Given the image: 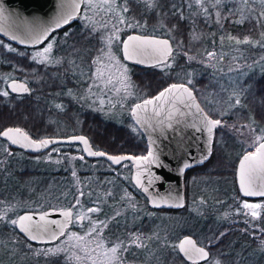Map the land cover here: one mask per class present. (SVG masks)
<instances>
[{"label": "trees", "instance_id": "trees-1", "mask_svg": "<svg viewBox=\"0 0 264 264\" xmlns=\"http://www.w3.org/2000/svg\"><path fill=\"white\" fill-rule=\"evenodd\" d=\"M214 4L215 0H204L203 6L196 5L193 0H159L156 12L141 14L147 25L150 21L155 26L148 25L134 28L130 33L154 35L168 39L173 50L168 62L171 67L165 65L149 69H141L135 66L128 67L131 75L134 77L139 76L140 83L142 78L145 79L146 85L144 86L137 82L138 90L142 91V87L146 88L149 85V88L142 91L143 94H139L140 100L148 99L146 95H156L166 83L184 84L194 93L195 98L206 113H209L213 119H221L226 125V127H223V132L220 131V127L216 130L215 138H218L214 141L210 160L202 167L195 168L186 174V196H188V188L191 182L199 181V185H202L205 183L203 180L206 177L223 173V177L232 180L233 183V190L225 193L223 199L236 194L241 201H248L240 196L235 179L236 166L244 153L239 142L241 140L240 130L243 128L240 126L249 124L251 119H254L255 124L253 127L256 129V134H264L260 131V129H264V70L247 72L236 85L233 84L234 86L227 84L224 75L222 78L219 73L222 71L221 65H223V74H225L238 65L252 66L260 62L264 63V47L261 46V44H264V39L261 37V33H264V19L260 18V12L264 11V4L259 3V0H248L247 3H244V0H222L221 4L213 6ZM134 6L136 5L134 4ZM203 8H207V13L203 11ZM217 11L220 13L219 17L216 16ZM173 12L176 14L173 15ZM164 13H168V15L165 16ZM180 13H183L184 19H180ZM239 20H243V23H237ZM173 25H175V28L172 27ZM170 29L171 31H169ZM194 35L198 38H193ZM228 37H235L240 40L247 37L255 43L237 44L235 40H229ZM89 38H92V36L84 32V34H79L77 39L86 41ZM221 38H223V42ZM0 40L2 42L0 43V86H2L3 81L6 82V80L12 79L11 76H14L15 66L27 68L26 75L18 74V76L20 77L19 80L29 86V49L17 47L15 51H9L5 45L11 46L12 44L3 36H0ZM94 49L95 47L84 43V64H86L87 56ZM209 52L215 53L213 61L219 63L218 69L215 70L216 73L206 67V62L203 60L209 58ZM21 53L23 54L21 55ZM68 54L76 55L75 46L68 48ZM189 57H195V59L190 60ZM189 79L192 81L191 84H188ZM233 92L237 93L241 101L239 105H235L236 96L232 95ZM1 93L0 120H6L0 122V131L6 128L7 123L17 124L10 126L22 129L32 139L38 141L46 138H68L75 135V130L79 129L77 126L70 125V123L76 122L75 118L77 117V112L71 105L67 108L66 116L69 119L67 121L69 125H65L62 131L61 127L57 126L59 125L60 114L54 125L45 124V121L52 122L54 120H51L48 112L46 113V110L39 106L43 111L35 113L37 117L35 116L33 113L34 107L30 104V95L3 97ZM209 101L212 103H209ZM209 109H212V111L209 112ZM84 115L86 119L93 116L99 122L105 124L94 126L85 124L83 127V135L88 138L94 151L113 157L136 158L146 154V140L127 114L121 115L119 119L122 122L119 124L111 119H105L98 112L84 110ZM22 120L34 123L37 120V126H29L22 123ZM38 121H43L45 126L40 125ZM232 125H236L239 130L232 128ZM71 129L74 132H71ZM219 136L223 137V143ZM227 141L230 142V148L231 146L234 148L238 146L242 149L238 158L227 159L224 149L223 157L220 155L219 147ZM60 147L68 150L74 149V147L79 148L78 145L74 144L60 145ZM18 154L16 152L10 156H5V164H0V167H4L3 198L17 199L18 202L22 203V207L25 206L20 209L18 214L25 211L72 209V201L75 199L76 194L71 186L70 174L63 172L60 168L53 169L41 160L31 159L42 156L43 153L39 156L25 154L28 158L23 157L22 159L17 157ZM92 161L99 163L102 168L96 172L94 169H89L91 167L87 165L85 166L86 170L81 173L84 180L85 200L87 199L86 202H88L82 206L84 215L104 213V210L98 213L88 211L92 208H99V204L93 199L96 194L101 192V194L108 195L114 201V199H118L125 186L131 189L133 197L138 200V208L142 209V212L155 213L156 216L158 213H164L170 216L183 215L186 211V206L181 210H151L146 199L133 186L131 187L129 181L120 178L118 174L105 171L106 166L111 169L116 168L115 166L103 159L89 160L86 158L87 163ZM6 168H10L11 171L6 172ZM251 201L264 202V199ZM73 209L78 213L75 208ZM18 214L14 212L0 224V242L2 246H6L8 255H15L14 257L18 260L15 264H69L62 254L45 256L41 252L36 253L35 251L39 247L48 248V245L30 243L18 234L15 226L10 223L11 220H15ZM262 214L264 219V210ZM207 219L206 227L203 230L201 229L200 232L205 235L211 233L208 236L202 235V238H204V241L214 240L215 244L210 245L211 247L205 245L210 256L204 264L212 263L213 260L220 264H264V252L259 251V242L262 239L264 240V232L256 236L254 231H249L246 228L242 229L243 225H240L237 229H231L227 223H223L222 228L214 222L213 218ZM146 225L143 232L147 236L158 231L155 230L156 227L150 221ZM173 229L174 227H170L158 231L159 239L162 240L158 261L161 264H188L179 255L176 244L180 238L191 234L181 230L172 234L175 231ZM262 229L264 230V222ZM171 230L173 231L171 232ZM222 230L223 239L219 237ZM169 239L173 242L169 243ZM198 242L200 244L204 243L202 239ZM202 246L204 245L202 244Z\"/></svg>", "mask_w": 264, "mask_h": 264}, {"label": "rangeland", "instance_id": "rangeland-1", "mask_svg": "<svg viewBox=\"0 0 264 264\" xmlns=\"http://www.w3.org/2000/svg\"><path fill=\"white\" fill-rule=\"evenodd\" d=\"M118 20H119V16L117 15V20L113 21L112 24H108L107 28H104L103 25H98V24L95 27L97 29H99L98 31H99V33L100 32L102 33L103 37H107V36L112 35V33L114 31V28H113L114 25L120 29V31L118 32L119 39L113 40V42L111 44V52L119 60L120 64L126 66V68H127V80L130 81L131 87L128 88L127 91H125L123 89V87L117 83V79H124V77H121L119 75V73L116 71L115 67H108V68H105V70H104L105 78H107L109 75L113 76V78H114L113 84L105 86V84L103 82L96 81V83L100 84V87L93 86L91 92H89L88 88H89V85L93 83V81L91 79L92 75L90 74L91 76L89 79H87L88 76L85 77L84 80H86V81L88 80L87 83L85 81V84H88V86L83 91V102L85 103V105L87 107H85L82 112L78 111L79 116L76 115L78 117V118L76 117L77 119H82L83 126L82 127L79 126V129L75 130V132L71 129V132H74L75 135L84 136L83 135V133H84L83 127L85 126V124L90 125V126H94L96 124L97 125H105V124L99 122V120L93 116H90L86 119L85 115H84V110L91 111V112H98L105 119L106 118L111 119V120H113L119 124L120 122H122V120L119 119L121 117V115L127 114L128 116L131 117V114H130L131 110L137 103L135 101H138V102L141 101L139 94H143L142 91H145L146 88H149L148 87L149 85H147L146 88L142 87V91L137 89L138 87L136 85H138L137 82H139V76L134 77L133 75H131L129 67L123 62V60L121 58L122 40L131 31H133L134 28H140V27H137V26L128 27V22H126L124 24H119ZM134 25H136V24H134ZM148 25L155 26L150 21L148 22ZM73 36L77 37V38L79 37L78 34L73 35ZM77 40H79V39H76L75 41H77ZM99 48L100 47H97V48L95 47V49L91 53H89V55L86 58L87 59L86 64H88L89 61L91 62V58L94 55H101L100 52L97 53ZM101 48H105V50H107L105 43ZM75 49H77V48L75 47ZM102 59H103V64H105V65H109L111 63L110 61H108V59L106 57H103ZM203 60H205V62H206V67H209V69L213 73L217 72V71H215L218 69V66H219V63H217V61H213V58H211V59L210 58H204ZM91 66L93 67V71L95 72L97 65L93 64ZM220 68L222 69L221 73H219L220 77L222 76V78H223V75H224V80L227 82V84L232 86L233 84L236 85L242 79V77L247 72H249L251 70H257L259 72L263 71L264 70V63L260 62V63L254 64L252 66L251 65H246V66L238 65L236 68L231 69L230 71H228L225 74H223V65H221ZM30 69H31V67H30ZM86 71H88V70H86ZM26 72H27L26 67H19L18 68V66L17 67L15 66L13 75H18V74L26 75ZM138 73H140V72H138ZM29 78H30V73H29ZM139 84L141 86L146 85L145 79L142 78V81H141V83L139 82ZM114 85L116 87H121V91L118 93L115 92L114 88H113ZM171 85H173V84H171V83L164 84L163 88L160 91H158L157 94L160 93L162 90L169 88ZM77 92H79V91L74 88L73 95H68L69 103L71 105H74V104L70 100L74 99V97L76 98ZM154 96H155V94L146 95V97L148 99L154 98ZM101 100H103V103H101ZM92 104L98 105L100 109H98V110L92 109ZM106 106H107V108H106ZM104 108H106V109L104 110ZM41 110H42L41 108L35 107L33 110V113L35 114ZM35 116L37 117L36 114H35ZM5 120L6 119H1L0 122L5 121ZM7 120H10V119H7ZM10 121H13V120H10ZM67 121H69L68 118H67ZM22 123H25L29 126H37L36 125L37 120L35 121V123L34 122H25L22 120ZM38 123L40 125H44L43 121H41V122L38 121ZM76 123L77 122L70 123V125L71 126H78V125H76ZM45 124L47 125L46 121H45ZM65 124L69 125V123H67V122ZM6 125H7V126H5L6 128L3 130H7L9 128H17L14 126H10V125H17V124L7 123ZM23 132L26 133L25 131H23ZM256 136H257L256 132H254V133L250 132L246 128H244V129L242 128L240 130L241 140H239V142H240L241 146L243 147V151H244V153L242 155L246 154V151H248L247 153H251V152H254L256 150V148L258 147V143H254ZM38 141H40V140H38ZM260 142L263 143L264 141H260ZM147 148H148V146H147ZM5 149H7V151H5ZM219 149H220V155H222V157H223V149H224V154L227 156V159H229V160L238 158L241 154L240 151L242 150L238 146H236L235 148L233 146H231V148H230V142L229 141H227L226 143L221 145V147H219ZM66 150H68V149H65L64 147H60V145H57L56 147H53L50 151L43 153L42 156L37 155L39 157H34L31 159L41 160L42 162H44L45 164H47L49 167H51L53 169L62 168L61 170L63 172H65V173L68 172L70 174V182H71V186L73 187V192H75V194H76L75 198L78 200L80 198H82V199L84 198L83 200H85L84 180L82 178L81 173H82V171L86 170L85 166H87V165H89L91 167L89 169H94V171H96V172L99 171V169L102 168V166H100V164L95 162V161L87 163L86 158L84 157L83 152L81 151L80 148L74 147V149L71 148L68 151H66ZM15 153L16 152H14V154ZM147 153L148 152L146 151V154ZM10 155H12V151L8 148V145H6L4 142L0 141V164L1 165L5 164L4 157L10 156ZM19 156H21V157H19ZM17 157L20 159H22L23 157L28 158L22 152H20ZM131 168H132V162L129 159H127L126 161H124L123 163L118 165L116 168L111 169V168H107V166H106L105 171L106 172H112L113 174H118L120 176V178H123V179L129 181L131 187L133 186L135 188V186L133 185V183L131 181V174H132ZM3 170H4V167H3ZM218 170H220V169H218ZM5 171L9 172L7 170H5ZM1 177L4 180L3 174ZM204 181H205V183H203L202 185H199V181H197V182L193 181V183L191 182V184H189V188H188L189 200H188V202H186V208H185L186 211L184 212L183 215L167 216L164 213H158L156 216L155 213L142 212V209L138 208V205H137V204H139L138 200L133 197V193H132L131 189L126 187V186L120 192L118 199H116V200L114 199V201L108 195H103L100 192V193L95 195V198H93L96 200L97 203H99L98 210H100V211L104 210V214H107V215H105V216H107V219L103 218V219H100V221L98 222V224L102 226L101 227L102 229L100 231L97 229V231L94 234H92L91 236H86L85 240H83V241H79L76 239H69V236H71V235H69V236L63 238L62 240H60L55 245L51 246L50 248L39 247L35 252L36 253L37 252L43 253L44 250H47V249H62V250H66V251H61L58 254H62L63 257L69 262V264H93L94 260L96 261V264H106V257L104 256V253L107 251V249H109L113 245L110 246V245L106 244V242L109 241V236L105 235V233L103 235V232L106 231L105 230L106 227L104 228V226H103L104 223H100V222L104 221V220H109L111 222L116 223L117 225L122 224V226H124V224H126V226H127V223H129V222H132V224L135 225V224H137V220H139L138 218H136V216L140 215V214L150 216L148 218V220L151 222V224H154L153 226L156 227L155 230L163 231L166 228L174 227L173 230H175V231L171 230V232L173 231L172 234L178 233V231L181 230L183 232L190 233L198 241L201 240L200 238H202V235L208 236L211 234V233H208L207 235H205L203 232H200V230L201 229L203 230L207 225L206 220H208V219L206 217L214 218L213 219L214 222H216L220 226L222 223H227L231 229H237V228H239L240 225L241 226L243 225L242 229L246 228L249 231H254V235H256V236H259L264 232V230L262 229V225L264 222V219L262 218L263 217L262 213H263L264 208H261L258 210L260 212V216H259V218H256V219L252 218L251 215L248 214L249 213L248 209L243 208L244 203H250V204L259 203L261 205H264V202H261V201H257V202L241 201L240 197L236 194H235V196L231 195L230 197L223 199V195H225V193H229L230 190H233L232 180H228V178L223 177V173H218L217 175L216 174L210 175L209 177H206V179H204L203 182ZM78 200H77V202H78ZM25 204H27V203H25ZM24 207L25 206L22 207V203H20L18 201L15 203H11V204H6V202H0V217L4 218L8 215L11 216L14 212L18 214L20 209H23ZM72 207L78 211V214L81 213L79 210L80 207H77L76 201ZM117 231H121V230L118 229ZM122 231H123V229H122ZM209 231H212V230H209ZM100 233H102V235L105 237V239H101V241L103 242V247L96 249L98 237H99ZM131 236H133V235H131ZM112 237H114V240H117V239L122 240L123 239V233L116 232L114 234V236H112ZM203 239L204 238H202V240ZM262 241H264V240L262 239L259 242V251L260 252H264V244H262ZM171 242H173V241L169 239V243H171ZM203 242H204L203 243L204 247L206 244H212V245L215 244L214 240H209V241L203 240ZM139 243L142 244L143 246H145V240L142 241L140 239ZM149 244L150 245L148 246V249H147L148 257L155 256V255L159 254L160 250L156 248L157 244L154 241H152ZM131 245L136 246L133 243H131ZM143 246H141V247H143ZM209 247H210V245H209ZM0 248H1V250H0V264H15V262L18 261L17 258L14 257L15 255L12 256V255L7 254L8 250H7L6 246H4V245L2 246L1 242H0ZM84 249H87V251H85ZM76 256H79L80 259L77 260L75 258ZM120 256H121V260L123 261V264H128L124 260L125 255L120 254ZM69 257H71V259H68ZM209 264H217V261L213 260L212 263H209Z\"/></svg>", "mask_w": 264, "mask_h": 264}, {"label": "water", "instance_id": "water-1", "mask_svg": "<svg viewBox=\"0 0 264 264\" xmlns=\"http://www.w3.org/2000/svg\"><path fill=\"white\" fill-rule=\"evenodd\" d=\"M81 5L82 3H80V8ZM80 8L78 11L75 10L72 7V0H0V35L16 45L27 48L37 47L53 31L66 25L63 23L64 18L71 15L73 18L69 19V21L75 19ZM58 22L61 25L60 27L56 26ZM130 36L139 35L132 34ZM128 37L124 42L128 40ZM148 38L166 40L152 37ZM124 42L122 43L121 54L125 62L145 68L164 64L157 63L162 57L159 52L154 50L153 46L144 45L139 42H129V58L125 59ZM171 56L167 58V61ZM20 85L27 88L23 83L12 81L8 84V89L12 94H28L29 91L18 92L13 90L14 87ZM159 94L151 99L150 101L152 102L149 104L145 105V101L136 104L141 105V107L136 108L135 105L130 113L133 122L142 135L146 137L149 151L153 153V157L156 160V163L144 164L141 162L138 166L135 158L131 159L130 161L133 164L132 183L137 191L146 198L150 209L180 210L184 206V175L190 169L201 167L210 160L214 130L211 136V142H209V134L202 124L203 117L197 113L193 101L181 89L165 92V95L157 100L156 97ZM192 95L194 96L193 92ZM195 104H199L196 98ZM197 129L201 130L197 131ZM0 137L11 146L23 149L32 154L41 153L55 144H78L82 148L84 157L89 160L105 159L113 166L119 165L127 160L124 159L120 163H114L108 159L109 155L106 154L102 156L89 155V150L92 152L96 151L92 149L88 139L84 136L46 139L50 141L46 147H24L21 144H12L6 137ZM78 137H84L88 141V144L85 145L77 139ZM205 155L208 156L207 159H203ZM243 158L244 156L239 160L235 171L239 193L246 199H263L264 196L261 195H245L241 188V162ZM201 160H203L202 163L200 162ZM185 164H190L191 166L184 168ZM247 166L248 162H246ZM181 168H184L182 173L180 171ZM137 176H139L141 181L140 184H137ZM247 179L250 182L252 191H264V171L259 169L251 171ZM145 188L147 191H145ZM66 211L70 210H48L39 213L27 212L22 214L20 217H31V220L24 221V224L30 226L31 234L38 237L36 240L30 239L29 234L21 230L19 223L16 224V229L30 243L41 245L54 243L69 228L71 218H66L63 215ZM19 218L17 221H19ZM186 239H190L195 243L196 247L201 248L193 238H182L177 246L178 253L182 259L190 264H193V261L196 264L208 261L209 258L207 260L198 259L195 255H192V259H189L184 252H181L179 245ZM185 247L190 248L191 246L185 245ZM205 251L207 250L205 249Z\"/></svg>", "mask_w": 264, "mask_h": 264}, {"label": "flooded vegetation", "instance_id": "flooded-vegetation-1", "mask_svg": "<svg viewBox=\"0 0 264 264\" xmlns=\"http://www.w3.org/2000/svg\"><path fill=\"white\" fill-rule=\"evenodd\" d=\"M134 4L136 6H134ZM128 7L130 9L129 12L120 14V15L124 16V18H125L126 22H128V24L130 23V24L134 25V24H136L137 21H139L141 25L148 26L147 23L145 22V20L142 19V17H141V14L149 12V11H146L145 5L143 3H138L137 0H128ZM136 11H138V12H136ZM149 13H153V12H149ZM87 18H91V20H89ZM116 20H117V14L116 13H105L103 11L100 12L99 8H90L88 5L82 3L80 11H79V13L75 19L69 21L64 27L53 31L51 33V35L41 45H39L37 47L28 48L29 49L30 67H31L30 79H29V84H30L29 86L30 87L25 82L19 80L20 77L18 75H14L15 78H13L14 76H11L12 79L6 80V82L3 81V83H1L2 84V86H0V92H2L1 96L8 97L9 95H13L16 97H20V96H24V95H30V104L32 105V107L35 108V107L39 106V107L45 109L46 113L48 112V116H50V119L54 120L52 122H47V124H50V125L56 124V121H57V119H59V114H60V121L58 120L59 125H57V126H60L61 130H62V128L65 125H67L65 123L67 122V118H66L67 108H68V105L70 104L69 103V97H68V91L69 90H71L72 95L74 92V88L79 91L76 93V98L74 97V99L70 100L74 104V105H71V104L70 105L75 108L78 116H79L78 111L82 112L83 109L85 107H87L85 105V103L83 102V91L88 86V84H85L86 80H84V79L87 76H88L87 79H89L94 71H93V67L91 66L93 64H91L90 61L88 62V64H84V51H83L84 43L89 44L92 47H96V48L100 47L101 48L104 45L103 41L101 39H99V37H102V33L101 32L99 33V31H98L99 29H97L95 26L97 24L98 25H104L105 23L112 24V22L116 21ZM86 25L94 26L97 31L89 34L90 27H86ZM151 27H154V26H151ZM74 32H76V33H74ZM84 32L91 35L92 38H89L86 41H82V40L75 41L77 38L74 37L73 35L84 34ZM65 33H67V35H65ZM132 34L144 36V37L165 39V38H161L159 36H154V35H141V34H137V33H130L127 36H125V38L122 40V43L124 42V40L128 36H130ZM166 40H168V39H166ZM9 42L13 46L12 45L11 46L5 45V47L8 48V50H9V48L16 49L17 47H23L20 45H16L11 41H9ZM0 43H2L1 40H0ZM49 43H52V45H53L52 51L49 54V62L38 63L37 61L33 60L32 56L36 52L42 51L45 47H47V45ZM122 43H121V47H122ZM72 46H75L77 48L76 49V55H74V56L68 54V48L72 47ZM25 48H27V47H25ZM98 52L99 51H97V53ZM96 56L97 55H94L91 58V60L94 59ZM121 58H122V54H121ZM122 60H123V58H122ZM56 61H60V62L56 63ZM73 61H74V63H72ZM123 62L127 66H135V67H139L141 69L142 68L149 69V68L141 67L139 65L127 63L124 60H123ZM163 65H165V64H163ZM163 65L154 66V67H150V68L160 67ZM86 70H88V71H86ZM12 81H16V82H20V83L25 84L27 86V88L29 89V93L23 94V95L12 94L8 89V84ZM87 82H88V80L86 81V83ZM178 85H180V84H178ZM5 92L7 93V95H4ZM157 95H155V96H157ZM151 99H153V98H151ZM151 99H144V100L137 102L136 104L141 103L143 101H148ZM57 104H60L63 106L62 110L57 109L55 107V105H57ZM106 108H107V106H106ZM106 108H104V110ZM92 109L98 110L100 108L98 105L92 104ZM77 118H75L76 122H77L76 125H78L77 127H79V126L82 127L83 126L82 119H77ZM218 127H220V126H218ZM217 128L214 129V133H213V136H214L213 137L214 138L213 139V146H214L215 139L218 138V137L215 138V133H216ZM220 128H221L220 131L223 132V127H220ZM3 131H1V132H3ZM75 136H80V135H73L71 137H75ZM46 139H64V138H46ZM144 139L146 140L145 136H144ZM219 139L221 140V142H223V137L219 136ZM43 140H45V139H43ZM0 141L4 142L6 145H8V148L12 151V154H14V152L20 153L19 151H21L22 153L28 154L29 156H34V155H39L41 153H46V152L50 151L53 147H56L57 145H67V144H55V145L50 146L48 149H46L45 151H43L41 153L32 154V153L26 152L23 149H19V148L11 146L7 141L1 139V137H0ZM146 143L148 146L147 140H146ZM74 145H78V144H74ZM78 146L82 151L81 146L80 145H78ZM213 146H212V150H213ZM147 152L149 153V146L147 148ZM148 153L145 156H147ZM247 154L248 153L244 154L243 156H245ZM103 160H105V159H103ZM117 166L118 165H116L115 167H117ZM196 168H200V167H196ZM60 169H62V168H60ZM131 169L133 170V164H132ZM193 169H195V168H193ZM193 169H190L189 171H191ZM5 170H7L9 172L11 171L10 168H6ZM2 171H3V168L0 167V202H6V204L15 203V202H17V199H4L3 198L4 185H3V178L1 177L3 174ZM189 171H187L185 173L184 181H183V186H184V206H183V208L186 206V202H188V200H189L188 196H186V193H185V176ZM235 179H236V177H235ZM131 181H132V174H131ZM244 199L248 200V202H256V201H251V199H246V198H244ZM77 200L78 199L75 198L72 201V206L76 201L77 207H80L79 210L81 213L80 214L76 213V211L73 208L72 209H62V210H70L72 212L71 222H70L69 228L65 231V234L62 237H60L56 242L51 243V244H45V245H48V248L55 245L56 243H58L63 238H65L69 235H72L73 233L76 234L77 236H85V233L90 231V229L92 228L93 222L98 223L100 221V219H103V218L107 219V216H105L107 214H104V213L96 214V215H84L82 206H84V204L85 203L87 204L88 202H86V200L84 201L82 198H80L78 200V202H77ZM255 200H258V199H255ZM147 204H148V201H147ZM151 210L160 211V210H156V209H151ZM45 211H48V210H45ZM51 211H61V210H51ZM99 211L100 210L95 211L94 213H98ZM27 212L39 213L42 211H25V212H22L21 214L16 215L15 220H17L22 214H25ZM9 216L10 215L4 217L3 219H0V224L3 222L4 219L9 218ZM149 217L150 216L141 215V214L137 215L136 218L139 219V220H137V224L133 225L132 222H129V223H127V226H126V224H124V226H122V224L117 225L116 223L111 222L109 220L101 221L104 224L105 223L107 224V227L106 228L104 227L106 231L103 232V235L105 233V235L109 236L108 242H106L104 240L107 245L112 246L117 241L118 242L123 241L124 245L128 247L127 252H123L121 250V253H120V254L125 255L124 260L128 264H161V262L158 261V255L159 254H157L155 256L148 257L147 249H148V246L150 245L149 243L154 241L157 244L156 248L159 250H160V247L162 244V240L159 239L160 237L158 235V231L152 232L151 234H149V236H147L146 233L143 232V230L147 226L146 223L149 221L148 220ZM206 218H208V217H206ZM104 224H103V226H104ZM14 226L16 229V225H14ZM221 226L223 228V223L221 224ZM101 227L102 226L99 225V227L97 229L100 231L102 229ZM118 229H120L121 231H117ZM122 229H123V231H122ZM116 232L123 233V239L122 240L121 239L118 240L117 238H116L117 240H114V237H112V236H114V234ZM94 233H92V234H94ZM100 234L98 237L97 244L100 243L101 239H105V237L102 235V233H100ZM131 235H133V236H131ZM135 236H139L142 241L145 240V246H143V247L132 246L131 243H132V240L134 239ZM219 236H220V238L223 239V230ZM184 237L193 238L199 247L204 248L209 252V250L207 248L202 246L203 243L200 244V242H198V240L195 237H193L191 235H186V236H183L182 238H184ZM182 238H180L178 240V242L176 244V248H177V246H178V244ZM202 242H203V240H202ZM38 245H41V244H38ZM206 245H212V244H206ZM97 248L98 247L96 246V249ZM209 256H210V253H209ZM204 263H200V264H204ZM188 264H190V263H188Z\"/></svg>", "mask_w": 264, "mask_h": 264}, {"label": "snow or ice", "instance_id": "snow-or-ice-1", "mask_svg": "<svg viewBox=\"0 0 264 264\" xmlns=\"http://www.w3.org/2000/svg\"><path fill=\"white\" fill-rule=\"evenodd\" d=\"M138 3H143L145 5V9L146 11L149 12H156L158 5H159V0H137ZM193 2L198 5V6H203L204 4V0H193ZM248 0H244V3H247ZM80 3H84L86 5H88L90 8H99L100 11L106 12V13H116L119 16V20L118 23L119 24H124L126 23V20L124 18L123 15H120L121 13H127L130 11L129 7H128V0H72V7H74L75 10H79L80 8ZM222 3V0H215V5H219ZM259 3L264 4V0H259ZM173 7H175V5H173ZM203 11L205 13H207V8H203ZM159 14V13H157ZM173 15H175L176 13L173 12ZM163 15H168V13H164ZM216 16L219 17L220 13L217 11ZM73 18L71 15H69L68 17L63 19V23L67 24L69 22V19ZM185 17L183 16V13H180V19H184ZM260 18L264 19V11L260 12ZM89 20H91V18H87ZM217 22H219V20H217ZM259 22V21H258ZM237 23H243V20H239L237 21ZM57 27H60V23L58 22ZM133 26H137V27H143L144 25H141L139 23V21L136 22V25L133 24H128V27H133ZM161 26H163V24H161ZM86 27H90V32L89 34H91L92 32L97 31L95 29L94 26H89L86 25ZM104 28L108 27V23H105L103 25ZM173 28H175V25L172 26ZM114 31L112 33L111 36H107V37H99V39H101L106 46L105 48H100L98 49V51L101 53V55H97L94 59L91 60V63L94 65H97L95 72L92 74V81L93 83L89 85V92H91L92 87H100V84L96 83V81H101L105 84V86L107 85H111L113 84V76L109 75L107 78H105V74H104V70L105 68L108 67H115L116 71L119 73V75L121 77H124V79H117V83L119 85H121L123 87V89L125 91H127L128 88L131 87L130 81L127 80V68L126 66L122 65L119 63V60L114 56V54L111 52V44L113 42V40H118L119 36H118V32L120 31V29L118 27H116L115 25L113 26ZM171 31V29L169 30ZM65 35H67V33H65ZM261 37L262 39H264V33H261ZM193 38H198L195 35L193 36ZM222 42H223V38ZM229 40H235V42L237 44L240 43H255L253 41H251L249 38H244V40H240L237 39L235 37H228ZM129 42H139L141 44L144 45H150L154 47V50L159 52L162 59L159 60L157 63H164L166 67H171V64L166 63L167 58L169 56L172 55V47L169 44L168 40H156V39H150L148 37H142V36H129L128 40L124 42V51H125V59L129 58ZM262 47H264V44H261ZM52 47L53 45L51 43H49L47 45V47H45L43 49V51H38L36 52L33 56L32 59L37 61L38 63H45V62H49V54L52 51ZM9 51H15V49L9 48ZM23 53H21L22 55ZM186 55V54H185ZM215 56V53L213 52H209L208 53V57L211 59ZM103 57H106L108 59V61H110L111 63L109 65H105L103 64ZM189 59H195V57H189ZM60 61H56V63H59ZM74 63V61L72 62ZM192 81L189 79L188 80V84H191ZM114 91L115 92H120L121 91V87H116L115 85L113 86ZM175 89H181L183 92L187 93V96L190 100L193 101V104L195 105L196 109H197V113L203 117L202 120V124L203 127L207 130L208 134H209V142H211V136L213 133V130L215 128H217L218 126L220 127H226V125L222 122L221 119H212L211 116L209 115V113H206L204 111L203 108H201L199 106V104H195V97L192 95V91L184 84H180V85H176L173 84L170 86V88L166 89L164 92H161L159 94L158 97H156V99H160L161 97H163L165 95V92H172ZM14 91H18V92H28L29 89H27L26 87H24L23 85L17 86L13 88ZM4 95H7V93L5 92ZM68 95H72L71 90L68 91ZM233 96H236L235 99V105H239L241 103L238 95L236 92H233L232 94ZM231 99V97H230ZM152 101H145V105L151 103ZM101 103H103V100H101ZM209 103H212L211 101H209ZM55 107L57 109H61L62 110V105L57 104L55 105ZM141 105H136V108H140ZM135 111V110H134ZM212 109H209V112H211ZM255 124V120L251 119L249 124H245L242 125L240 127L246 128L248 129L250 132H255L256 129L253 127V125ZM232 128H236L237 130H239L237 128L236 125H232ZM201 129H197V131H200ZM261 133H264V129H260ZM0 136L6 137L12 144H21L24 147H46L50 141L48 140H40V141H33L31 140L28 135L26 133H24L20 128H9L3 132H0ZM77 139H79L81 142H83L85 145L88 144V141L84 138V137H78ZM260 141H264V134L262 135H257L255 137L254 143H258V147L256 148V150L254 152L248 153L247 155L244 156L242 162H241V188L244 191L245 195H261L264 196V191H252L251 190V185L250 182L248 181L247 177L250 174L251 171H255L257 169L264 171V143H261ZM5 151H7V149H5ZM89 155H104V153L102 152H92V151H88ZM210 154V153H209ZM82 158V157H81ZM208 156L205 155L203 157V159H207ZM108 159L112 160L114 163H120L121 160L124 159H133V157H112L109 156ZM135 160L138 162V166L139 164L142 162L144 164H152V163H156L155 158L153 157V153L151 151H149L147 156H140V157H136ZM201 163L203 162V160L200 161ZM246 162H248V166L246 167ZM190 164H185L184 168H188L190 167ZM184 168H181L180 171L181 173L184 171ZM141 181L139 179V176H137V184H140ZM145 191H147V189L145 188ZM243 208L248 209L249 213L251 215L252 218L256 219L259 218L260 216V212L258 211L261 208H264V205H261L259 203H255V204H250V203H244L243 204ZM88 211L90 212H95L98 211V209L92 208L89 209ZM63 215L66 218H71L72 216V212L71 211H66L63 213ZM0 219H3V217H0ZM43 219V217H42ZM26 220H31V217L25 216V217H20L19 221L17 220H11L10 223L12 225H16L17 223H19L21 225V230L28 233L29 234V238L32 240H36L38 239V237L36 235H32L30 232V226L25 225L24 221ZM55 223V222H53ZM103 223V222H100ZM99 227V224L96 222H93V226L90 229V231L88 233L85 234V236H77L76 234H72L71 236H69V239H76L79 241H83L85 240L86 236H91L92 233L97 231V228ZM104 227H107V224H104ZM61 234H63L61 232ZM140 241V237L139 236H135L134 239L132 240V243L135 244L137 247H141L143 246L142 244L139 243ZM262 244H264V241H262ZM185 245H190V248H186ZM29 247H31V245H29ZM98 248H102L103 247V242L101 241L100 243L97 244ZM179 248L181 250V252H184L186 256H188L189 259H192V255H195L198 259H203V260H207L209 258V253L207 251H205L204 248H198L196 247L195 243L193 241H191L190 239H186L185 241H183L180 245ZM85 251H87V249H84ZM121 250L123 252H127L128 251V247L124 245L123 241L117 242L115 244H113L112 247H110L109 249H107V251L104 253V256L106 257V264H123V261L121 260ZM61 251H66V250H62V249H47L44 250L43 254L45 256L48 255H56ZM77 260L80 259L79 256L75 257ZM90 258V257H89ZM68 259H71V257H69ZM93 264H96V261H93ZM193 264H196L195 261H193ZM217 264H219V262H217Z\"/></svg>", "mask_w": 264, "mask_h": 264}]
</instances>
